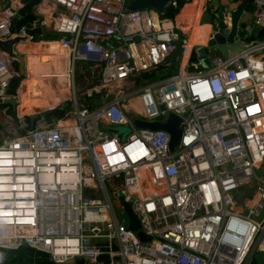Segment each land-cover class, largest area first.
<instances>
[{
  "label": "built area",
  "instance_id": "1",
  "mask_svg": "<svg viewBox=\"0 0 264 264\" xmlns=\"http://www.w3.org/2000/svg\"><path fill=\"white\" fill-rule=\"evenodd\" d=\"M128 2L39 0L36 18L17 24L24 0H0V39L26 36L17 51L57 41L66 69L47 105L28 111L31 75L19 79L0 50V98L16 100L0 104V248L28 247L54 264H249L264 250V40L255 39L264 0H251V19L239 22L242 47L226 56L208 48V68L189 62L193 26L178 21L179 0L168 5L175 17L127 11ZM231 10L223 26L196 27L198 45L230 30ZM36 23L56 39H35ZM178 52L179 70L167 74ZM170 112L181 119L173 149L166 131L134 123ZM115 200L121 212L130 204L139 228L121 225Z\"/></svg>",
  "mask_w": 264,
  "mask_h": 264
},
{
  "label": "water",
  "instance_id": "2",
  "mask_svg": "<svg viewBox=\"0 0 264 264\" xmlns=\"http://www.w3.org/2000/svg\"><path fill=\"white\" fill-rule=\"evenodd\" d=\"M171 0H129L126 10L127 11H137L142 10L147 7H151L160 13H164ZM251 0H239L236 3L235 7L230 11L231 18V27L230 30L224 34L222 32L216 33L207 43L206 46L196 45L192 48L189 55V62L191 63H201L204 67H210V60L208 57V48H215L221 54L226 56L228 52H234L237 49L242 47L241 43H238L236 40L238 25L242 18V16L247 12V5ZM206 18V23H210L213 21V18H217L219 20V24L223 26V9L219 7L216 14H203ZM37 27L30 31L31 35H37L40 33V28L38 27V23H36ZM26 36L16 35L14 37L8 39H0V50L6 52L11 58L16 59L19 62V72L23 74L25 61L21 54H18L15 48V45L19 41H24ZM255 39L264 40V27L261 28L255 35ZM181 62V53L178 52L174 57V65L176 68L179 67ZM200 66V65H199ZM1 103H10L12 105L16 104V100L12 98H0ZM161 108L164 109V106ZM55 114H58V110L53 111ZM37 114H31L29 116L30 123L33 124L34 120L37 118ZM45 117H49V113L44 114ZM137 127L146 128L149 130H158L162 129L166 131L170 135V148L173 149L179 142L181 128L180 123L181 119L176 114L170 112L167 116V120L164 122L155 121L152 123L143 122L140 120L134 121ZM120 198V197H119ZM123 203V201H122ZM126 206V210L130 219L129 227L131 229L136 230L139 228V222L137 221L135 215L132 213L130 204L123 203ZM141 239H149V237L144 236L141 232H139ZM264 262V250L256 251L253 253V257L250 260L249 264H262Z\"/></svg>",
  "mask_w": 264,
  "mask_h": 264
},
{
  "label": "bare ground",
  "instance_id": "3",
  "mask_svg": "<svg viewBox=\"0 0 264 264\" xmlns=\"http://www.w3.org/2000/svg\"><path fill=\"white\" fill-rule=\"evenodd\" d=\"M193 5L194 4L186 5L180 14L181 16L179 15L180 18L178 19V21L186 28H188L187 23L190 22V18L192 16V13L190 11L193 9ZM194 32L195 27H192V30L190 32L191 37L194 35ZM31 46L32 50H34L36 53L32 54L29 62H27V58H25L26 71L31 75V82L26 81L29 92L32 96H41L42 94L54 95L56 94L54 88L55 83L58 86H62L61 84H63V80L65 79V76L63 74L64 71H61L60 57L62 52L60 50V43L57 41H49L45 43L31 44ZM38 62L40 63L38 64ZM46 62L47 65H45ZM19 109L20 111H25L21 106ZM27 110L30 111L31 109L29 108ZM243 240L244 239L241 235V237L239 236L237 238L235 244L242 245L244 244ZM232 253L234 254V251H232ZM233 259L234 258H232V260L230 261L224 262V264H233Z\"/></svg>",
  "mask_w": 264,
  "mask_h": 264
},
{
  "label": "trees",
  "instance_id": "4",
  "mask_svg": "<svg viewBox=\"0 0 264 264\" xmlns=\"http://www.w3.org/2000/svg\"><path fill=\"white\" fill-rule=\"evenodd\" d=\"M38 1L39 0H24L25 5L24 8L20 11V13H23L25 15L20 20H16L15 23L22 24V23L32 22L36 18V16L32 13V8ZM180 3H182V0ZM249 8H250V2L247 5V11L249 10ZM177 12H178L177 10H174L172 8H167V10L165 11V15L169 17H175ZM39 37H42V39H50V40L56 39V36L51 34L50 35L37 34L34 36L35 39H38ZM172 71L174 70L172 69ZM18 81H19L18 78L17 79L15 78L11 81V88L9 90L10 92H14V89ZM0 119H3L1 115H0ZM6 127H7V123L4 125V123L0 121V130L3 133V136ZM0 264H54V263L49 260L48 255L46 253L26 247L20 250H4L0 248ZM73 264H84V263L81 259H77L75 262H73Z\"/></svg>",
  "mask_w": 264,
  "mask_h": 264
},
{
  "label": "crops",
  "instance_id": "5",
  "mask_svg": "<svg viewBox=\"0 0 264 264\" xmlns=\"http://www.w3.org/2000/svg\"><path fill=\"white\" fill-rule=\"evenodd\" d=\"M182 2L183 4H182L180 14L186 5L194 4L192 7L193 9L190 11L192 13L191 20H192L193 28L195 27L196 29V27L201 23L205 29H209L210 24L206 23V18L204 17L203 14H211V15L214 14L215 15L219 7H222L223 11L225 9L231 10V8L235 7L236 3H238L239 0H182ZM180 14L177 15V19L180 18L181 16ZM193 17H194V20H193ZM251 17H252L251 10L249 8V10L242 16L241 20L242 19L248 20V19H251ZM213 19H217V18H213ZM201 38H202V35H199L198 37L192 36L191 45H198L199 42H201ZM237 41L238 43H242L241 40H237ZM28 46H31V45H26L25 51H27L29 53V56L31 57L32 54H35L36 52L32 50V46L30 48H28ZM173 68H176L174 64L169 66V68L167 69V73L169 72L173 73L179 70V67H178L176 68V70L172 71ZM24 85H27L26 81L23 83V86ZM23 104H26V103L23 102ZM22 107H25V105H23ZM29 108L31 109V106H29ZM262 264H264V262Z\"/></svg>",
  "mask_w": 264,
  "mask_h": 264
},
{
  "label": "rangeland",
  "instance_id": "6",
  "mask_svg": "<svg viewBox=\"0 0 264 264\" xmlns=\"http://www.w3.org/2000/svg\"><path fill=\"white\" fill-rule=\"evenodd\" d=\"M197 16V15H196ZM38 41H42L43 39H42V37H39L38 39H37ZM249 41V40H248ZM31 46H28V48H30ZM23 49H24V51H23ZM25 47H20L19 48V50L17 51V53L18 54H21L22 56H23V58H24V61H25V65H24V67H25V69H24V72H23V74H21L20 72H19V62L17 61L16 62V64H15V67H16V71H18V73H19V79H23L25 76H26V60H25V58H27V62H29V60H30V56H29V53L27 52V51H25ZM61 52L63 53V51L61 50ZM219 52V51H218ZM26 53V54H25ZM61 53V54H62ZM220 53V52H219ZM26 55H27V57H26ZM61 57H62V55H61ZM40 62H38V64H39ZM61 64H62V62H61ZM44 65V64H43ZM45 65H47V62L45 63ZM66 70L64 67H63V65H62V67H61V70ZM63 70V71H64ZM84 70H85V66H84V64H82L81 62L80 63H78V65H77V73H76V75H75V80H76V82H83L84 81V79H85V73H84ZM173 70H176V68H173ZM187 71H194V69L193 68H188L187 69ZM63 74L65 75V73L63 72ZM96 74V73H95ZM24 86H26V88L28 89V86L27 85H24ZM28 91H29V89H28ZM61 92V90H57V94H59ZM30 93V92H29ZM47 95H45L44 97H42V96H32L31 95V107H33L34 105L35 106H38V107H40V106H42V107H45L46 105H47V99H49V97L50 96H48V97H46ZM37 98V99H36ZM27 104V103H26ZM159 118H162L161 116L159 117ZM0 121L1 122H3L4 123V125L6 124V122L3 120V119H0ZM113 130H117V131H120V129H122L120 126H117V127H113L112 128ZM3 136V133H2V131L0 130V138ZM237 200L239 201V202H242V201H245L246 200V196L245 195H243V196H240V197H238L237 198ZM243 205V204H242ZM114 206H115V209H116V216H117V218H118V220H119V222L121 223V225L122 226H126V223L128 222V220H129V216H128V214H127V212H125V211H120L118 208L120 207V204H119V201H117V200H115V202H114ZM243 209H244V206H243Z\"/></svg>",
  "mask_w": 264,
  "mask_h": 264
},
{
  "label": "clouds",
  "instance_id": "7",
  "mask_svg": "<svg viewBox=\"0 0 264 264\" xmlns=\"http://www.w3.org/2000/svg\"><path fill=\"white\" fill-rule=\"evenodd\" d=\"M18 43H19V42H18ZM18 43H17V44H18ZM17 44H16V45H17ZM16 45H15V46H16ZM16 51H17V50H16ZM5 53H6V52H5ZM9 57H10V56H9ZM14 60H15L14 63L16 64L17 60H16V59H14ZM15 64H14V66H15ZM24 68H25V67H24Z\"/></svg>",
  "mask_w": 264,
  "mask_h": 264
},
{
  "label": "flooded vegetation",
  "instance_id": "8",
  "mask_svg": "<svg viewBox=\"0 0 264 264\" xmlns=\"http://www.w3.org/2000/svg\"><path fill=\"white\" fill-rule=\"evenodd\" d=\"M181 2V0H179V4H180V8H182V4H183V2L182 3H180Z\"/></svg>",
  "mask_w": 264,
  "mask_h": 264
}]
</instances>
